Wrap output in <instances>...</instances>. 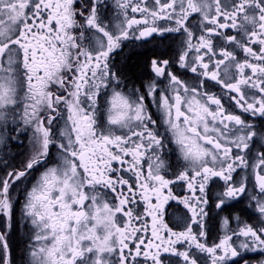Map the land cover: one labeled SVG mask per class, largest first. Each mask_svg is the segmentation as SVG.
I'll use <instances>...</instances> for the list:
<instances>
[{
    "label": "snow or ice",
    "instance_id": "1",
    "mask_svg": "<svg viewBox=\"0 0 264 264\" xmlns=\"http://www.w3.org/2000/svg\"><path fill=\"white\" fill-rule=\"evenodd\" d=\"M0 219V264H264V0H0Z\"/></svg>",
    "mask_w": 264,
    "mask_h": 264
},
{
    "label": "flooded vegetation",
    "instance_id": "2",
    "mask_svg": "<svg viewBox=\"0 0 264 264\" xmlns=\"http://www.w3.org/2000/svg\"><path fill=\"white\" fill-rule=\"evenodd\" d=\"M109 3H111V0H109ZM170 43V41L165 40L161 42L160 38H154L150 39L148 42H125V46L123 47V50L116 54L115 60L118 63H128L130 65H136L138 66L137 70L138 73H143L144 78L148 77V72L146 69L147 63L153 58L154 55H159L161 52L165 51L166 46ZM168 54H171L169 51ZM182 71V70H181ZM191 75V74H188ZM214 91H218V89H213ZM227 104V101L225 102ZM236 111L237 114H239L238 109H232ZM151 111L154 114V117L156 116V110L154 108L151 109ZM158 118V117H157ZM24 139V145L23 147L20 146L17 143H13L11 145V156L14 157L13 162H19L20 159L23 158L22 154L26 150L27 147V138ZM173 189L175 192L179 193L180 195H184V188L182 185H174ZM215 187H213V191H215ZM14 195H18L20 200L22 201L23 195L20 192L14 193ZM167 208V214H166V221H169L172 223V226L175 227V221L177 216L180 215L182 211V206H178L175 201L170 202V206H166ZM19 212H20V203H16L14 206V215H13V221L15 225V221L19 218ZM221 215H224V213H221ZM150 222V218H149ZM236 222L233 221L231 224V228H236ZM3 228V221L0 219V229ZM208 229H209V242H212L213 240L219 239L220 235V227L216 219L210 218L208 221ZM150 235V232L148 233ZM24 238V230L19 229L16 230L14 227V230L10 234L8 238V242L12 248L13 257L16 261V264H22L21 260V247H22V240Z\"/></svg>",
    "mask_w": 264,
    "mask_h": 264
}]
</instances>
